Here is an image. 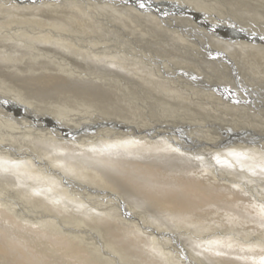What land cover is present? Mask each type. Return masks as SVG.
Masks as SVG:
<instances>
[{"label":"bare ground","instance_id":"1","mask_svg":"<svg viewBox=\"0 0 264 264\" xmlns=\"http://www.w3.org/2000/svg\"><path fill=\"white\" fill-rule=\"evenodd\" d=\"M69 1H71L70 4L66 0H32L28 3L17 4L12 0H0V171L5 170L6 174L2 178L0 176V245L12 256V258L10 255H8L9 258H2L3 262L5 264H151L141 256H136L139 253L137 245L142 244L144 247L151 248L150 244L145 242L147 236L141 232L145 229V232L158 237L159 241L162 236L170 237L171 239L168 240L174 249L181 250L183 257L188 258L187 261L192 264H204L200 253L192 251L193 255L189 248L187 249L191 242L195 244L199 242L197 238H205L214 243V240L225 241L234 243L233 246L236 245L232 250H227L229 253H235V256L228 253H226L228 255L220 256L222 264H264V249L256 251L258 245L264 248V204L253 201L250 197L253 196L264 202V189L259 190L254 184L241 183L231 178L230 182L226 179L222 182L214 177L218 167L211 169L205 167L202 171L197 166L198 164H193L194 159L190 155V153L204 151L216 158L212 161L213 159H207V155L198 154L201 158L204 157V160L209 161L211 163L209 165L212 166L216 164L215 161L219 163V161H229L233 158L240 159L238 163L248 165L254 161V164L262 167L254 173H258L260 180H264V141L260 140L264 139V135L252 129L258 126L253 125L248 131L257 135L258 138L261 137L258 134L263 136L260 139L254 137L249 140L256 141L260 147L250 150L238 149L244 153L235 150L236 148H229V150L224 148L221 151L212 148L208 152L200 144L201 141L196 142L187 135L185 128L175 126L177 121L158 119L169 117V119L181 118L183 120L189 117L191 121H204L201 116H209L206 115L209 109L207 112L204 111L205 113L202 112L200 104L196 103L198 97H192L195 92L194 88L198 87L200 89L207 87L212 92H219L227 97L239 91L261 102L264 92L259 89L263 90V85L250 80L251 78L248 79L246 75H244L245 78L241 76L239 68V65L244 64L243 66L246 65L250 70L254 59H249L248 56L243 57L240 53L234 56L233 51L227 49L226 45L229 42L224 45L219 41L221 39L218 36L219 33H227L235 37L234 39L238 42H244L239 39L254 40L253 43L259 40V44L260 41L264 42V34H261L264 32L254 31L256 30L254 28L264 30V0ZM63 4L74 6L70 9L67 7L61 9ZM128 4L132 6L131 9ZM219 4L234 7L235 14L222 18L211 13V10H216ZM130 10H135L136 15L139 13L141 15L135 16V13ZM155 20H159L166 26L175 27L177 34L197 44L196 47L206 53V58H211L221 65L222 62L229 65L233 71L230 73V78L233 79L234 76L235 84H231L230 88L221 84L220 86L211 84V78L204 75L205 73H200L193 60L192 65L187 64L186 60L189 59L187 53L190 51L185 54V48L182 51L180 41H177L178 44L174 47L173 43L169 44L166 40L168 36L163 30L158 32L152 28L156 23ZM216 20L233 25L227 28L219 27L225 29L222 32L216 28L218 27ZM209 24H212V29L208 30L206 27L208 28ZM100 28L113 30L111 33L117 34V39L111 37L110 34L108 38L105 37L107 35L100 32ZM251 35L257 37H251V39L249 37ZM158 45L172 46L177 49V52L154 50ZM122 53L139 59L125 56ZM184 55L188 59L180 58V60L179 56L185 58ZM236 56L241 57V61L236 59ZM246 60L251 62H246ZM118 95H121L123 99L121 100ZM220 102L222 103L221 100ZM60 106L63 107V111L57 108ZM84 111L93 113L92 116H88L91 122L114 123V126L122 127L118 129L124 134L137 138L109 141V136H120L116 135L118 131L105 133V130L101 128L99 133L107 134V136L100 137V141L97 140L99 135L93 134L91 142L93 144L90 146L57 137V140H52L46 135H41L47 138L46 141V139L37 138L40 132L35 130H28V132L33 131L36 135H25L22 134L24 132L13 131L12 121L15 119L31 122L32 124L28 125L31 128L33 125L34 127L43 124L51 125V122L56 119L63 118L62 120L79 122L78 126H81L79 135L89 134L94 129L87 125L89 120H85L84 117L88 113ZM151 117H156L158 120H151ZM53 118L56 119L53 120ZM251 119L254 120V118ZM140 120L145 125L139 124ZM18 128L21 130L25 127ZM246 128L243 131L246 132ZM83 136L90 135H82L81 138ZM172 140L185 145H189L190 141L194 143L190 144L189 149L186 150L175 143L171 145ZM102 141H105V144L101 143ZM99 145L108 146L103 149L94 147ZM110 152L113 154H109ZM28 164L32 165L30 174L32 171V175H36V179L40 181L49 180L47 177L50 176L59 179L63 185L59 183L62 186L61 190L54 189V186L44 188L33 180H28L22 174L28 171ZM221 175H227V173L222 172ZM15 180L19 184L26 182L32 183L33 186L39 185V188H42L39 192L42 193L37 197L38 200L27 199L24 196L26 193L24 190L22 194L19 193L20 188L15 189L14 186ZM128 183L133 188H123V185L128 186ZM65 189L71 194L85 192L86 195L95 196L97 199L122 205L124 209L122 213H125L127 220L134 221L135 225L125 223L124 219L117 222L108 221L103 215L94 216L86 209L68 208V206L65 208L62 205H71L69 201L64 203L59 197L50 193L53 190L63 194L66 192ZM43 198L50 200L48 205L51 208L57 206L62 214L73 218H70L71 221L68 219L64 224L57 220L68 233L78 232L93 237L99 234L100 239L104 240V243L97 241L101 250L91 242L84 244L79 240V242L74 240L72 235L55 226L49 229L46 224L45 226L40 223L31 225L26 223L25 219L18 220L22 218V215L31 216L30 211L36 215H46V212L37 206L46 203L47 200L43 202ZM124 199H128L133 205L150 202L152 206L169 212L168 216L179 220L183 226L177 227L172 234L166 229H170L167 227L169 225L167 222L165 227H161L153 224L154 222L144 221V214L128 207L129 204L124 202ZM143 209L150 216L152 211H147L148 208L145 209V207ZM203 211L204 213L213 212L210 215L206 214L209 215L207 218L215 217L216 220H221L218 218L227 217V221L223 220L226 225L221 227L217 232L218 235L196 236L191 234L188 236L190 233L187 234V230H192V223L196 218L206 219L205 215H202ZM154 216L160 219H154L152 216L154 221L159 220L162 224L165 222L161 219L162 217H159L162 215L156 213ZM81 218L86 223H80ZM74 220L80 225L71 226L72 228L65 227ZM210 220L212 222V219ZM200 221L196 224L199 225L202 222ZM239 221L247 222L248 225L247 223L246 225L250 230H237ZM207 222L210 223L209 219ZM219 223H222V220ZM242 225H244L243 222ZM226 226L232 228L233 231ZM16 230L24 236L21 240L16 239L17 246L14 242H10ZM176 233L179 234L178 238L175 236ZM110 234H112L113 246L108 244L111 240L107 239ZM224 234L231 237H224ZM203 244L204 248L201 247L203 249L206 246L213 248L211 251L214 249L225 251L226 245L218 248V245ZM107 245L113 248L120 246L121 251L129 258L123 260L110 256L111 254L105 250H109ZM155 249L149 250L151 252ZM149 256L155 258L152 259L155 264H164L157 256ZM206 264L220 263H210V261L207 263L206 261Z\"/></svg>","mask_w":264,"mask_h":264},{"label":"rangeland","instance_id":"2","mask_svg":"<svg viewBox=\"0 0 264 264\" xmlns=\"http://www.w3.org/2000/svg\"><path fill=\"white\" fill-rule=\"evenodd\" d=\"M66 2H68L69 4L71 3V1H69V0H66ZM128 5H130V4H128ZM72 6H74L73 4H72ZM72 6H64V4L61 6V9H66V7L68 8V9H70V7H72ZM122 6V5H121ZM131 6V5H130ZM130 6H128V7H130ZM223 6V7H222ZM123 7H125V5H123ZM132 8V6L129 8V9H131ZM133 8H135V9H138V8H136V7H133ZM226 8V9H225ZM234 7H232V6H228V4L227 5H221V4H219L218 5V7H217V9L216 10H211V13H214L215 15H217V16H221L222 18H225V17H229V15H231V14H235V12H234ZM130 11H133V10H130ZM142 11V10H141ZM213 11H215V12H213ZM218 11V12H217ZM133 13H135V10L133 11ZM137 13V12H136ZM136 13H135V16H138L139 14H137L136 15ZM142 13V12H141ZM264 13V12H263ZM141 15V14H140ZM127 16H129V14H127ZM131 16V15H130ZM178 17H181V16H178ZM176 20H177V18H176ZM217 21V24L216 25H218V27H216V28H218V29H220L221 27L222 28H227V27H232V25L233 24H229V23H227V24H224L223 22H218V20H216ZM154 22H156L155 24H154V26L152 27L153 29H155V30H158V32L161 30H163V32L164 33H166L167 34V36H168V39H166L167 41H168V43L170 44V43H173V45H174V47H176L175 45L176 44H178V42L177 41H180V47L182 48V51L184 50V48H185V54L188 52V51H190L189 53H187L188 55V57H189V59L188 58H186V56H185V58L183 57V56H179V59L181 58V59H184V60H186V59H188V60H186L187 61V64L188 65H192V60L195 62V64H196V68H199V71H200V73H202V74H204V75H206L207 77H210L211 78V81H212V83L211 84H215L214 86H220V84L223 86L224 85V87H227V88H230V85L231 84H235L234 82V76H233V79L232 78H230V73H232L233 71H232V69L229 67V65H227L225 62H222L223 64L221 65V63H218V62H214L211 58H206V53H204V52H202L201 51V49L199 48H197L196 46H197V44H195L194 42H192V41H190V40H188L187 38H184L183 36H181V35H179V34H177V32H176V29H175V27H173V26H171V25H169V26H166L164 23H162V22H160L159 20L158 21H154ZM129 23V22H128ZM191 24H192V22H191ZM227 25V26H226ZM157 26V27H156ZM161 26L163 27V28H161ZM132 27L134 28V26L132 25ZM220 27V28H219ZM168 29V30H167ZM206 29H212V24H209V26H208V28L206 27ZM254 29H256V30H254L255 32H259L260 33V31L262 30L263 32H264V30H263V28H261V29H258L257 30V28H254ZM222 32H224L223 30H225V29H220ZM113 30H111V29H105V28H100V32H102L104 35H107V36H105V37H109L108 36V34H110L111 35V37H113V38H115V39H117V34H112L111 32H112ZM261 31V32H262ZM156 33H157V31H156ZM261 34H264V33H261ZM178 35V36H177ZM206 36V35H205ZM218 36V35H217ZM207 37V36H206ZM218 37H220V39L221 40H219L221 43H223L224 45L226 44V42H229V44H227L226 46H227V49H229L230 51L232 50L233 51V54H234V56H235V54H237V53H240L243 57H249V59H254L253 61L255 62H251V61H248V60H246V62H251V65H252V67H250V70H249V68L247 69V68H245V66H243L244 64H242V62H241V64H242V66L244 67H242L241 65H239V68H240V72H241V76H243L244 78H245V76L244 75H246V77L248 78V79H250V80H253V81H257V83H260V84H262L263 85V87H264V42H261L260 41V44L258 43L259 42V40H257L255 43H253L254 42V40H251V41H245V40H243V39H239V41H244V42H238V41H236L230 34H227V33H224V34H221V33H219V36ZM250 38L251 37H257V36H254V35H251V36H249ZM223 38V39H222ZM232 38V39H231ZM233 39H234V41H235V44H234V42H233ZM252 39V38H251ZM176 40V41H175ZM222 40H224V41H222ZM230 40V41H229ZM190 41V42H189ZM232 43H233V45H232ZM237 43H239L238 44V46H237ZM257 46H256V45ZM262 44V45H261ZM189 45H192V46H189ZM195 45V46H194ZM247 48H246V47ZM263 46V47H262ZM259 47V48H258ZM161 48V49H160ZM192 48V49H191ZM240 49H241V51H240ZM244 49V50H243ZM249 49H251V50H249ZM154 50H157V51H163V50H165V51H168V52H170V53H176L177 52V49H174L172 46H160V45H158L156 48H154ZM237 50H238V52H237ZM248 50V51H247ZM243 51V52H242ZM244 51H245V53H244ZM249 52V53H248ZM122 54H125V56H129V57H133L134 59H139V58H137V57H134L133 55H128L127 53H122ZM127 54V55H126ZM161 54V53H160ZM197 54H199V55H197ZM201 54H202V56L204 57H202L201 56ZM191 55V56H190ZM254 55V56H253ZM260 55V56H259ZM262 55V56H261ZM254 57V58H253ZM256 57V58H255ZM236 59H238V60H240L241 59V57L239 58L238 56H236L235 57ZM142 59V58H141ZM180 59V60H181ZM211 59V60H210ZM260 59V60H259ZM209 60V61H208ZM189 61V62H188ZM241 61V60H240ZM257 62L259 63V64H257ZM238 64V63H237ZM194 65V64H193ZM198 65V66H197ZM263 66L262 68H259L260 66ZM185 66V65H184ZM259 66V67H258ZM241 67H242V69H241ZM253 68V69H252ZM247 69V70H246ZM260 71V72H259ZM226 72V73H225ZM252 72V73H254V74H250V73ZM243 74V75H242ZM250 74V75H249ZM239 75V74H238ZM247 75H249V76H247ZM229 76V77H228ZM251 76H253L254 77V79H253V77H251ZM239 77H240V75H239ZM209 78V79H210ZM261 78V79H260ZM240 79H241V77H240ZM215 82H214V81ZM243 81H247V80H244L243 79ZM262 81V82H261ZM214 82V83H213ZM241 82H242V79H241ZM217 84V85H216ZM219 84V85H218ZM192 88H194V87H192ZM198 89L200 90V91H198ZM206 89V90H205ZM194 90H195V92H193V94H192V97H198V101L196 102V103H198V104H200V107H201V111L202 112H204V111H206L207 112V110H208V112L206 113V115H209V116H201L202 117V119H204V121L202 120V121H196V120H193V121H191V119L188 117V118H186V119H176V118H171V119H169V117L167 118V117H160V118H158L157 116V118L158 119H162V120H169V121H177L176 123H175V126H180V127H183V128H185L184 129V131H186V133H187V135H189V137L190 138H193L194 140H196V142H200V144L202 145V142H203V139H204V141H207V142H216V141H218V140H220V138H223V137H225V136H227L230 132H233L234 134H238V133H243V134H245L243 137L245 138V139H247V141H249V140H251V139H253L254 137H257L258 138V136L257 135H255L254 133H250L249 131L251 130V128L253 127V125L255 126H258V128H252L253 130H255V131H257V132H259L260 134H263L264 135V97H262V99H261V102H259V101H257V100H255V99H253V98H251V97H249V96H247V95H245L243 92L241 93V92H239V91H236V94H234L233 96H231V97H227V96H225L224 94H221V93H219V92H212V90H210L209 88H207V87H203V88H194ZM208 90V91H207ZM259 90H261V91H263L264 92V89L262 90L261 88L259 89ZM197 95H196V94ZM201 93V94H200ZM199 94V95H198ZM201 95V96H200ZM119 96V98L122 100L123 99V97L121 96V95H118ZM121 96V97H120ZM226 97V98H225ZM190 98V97H189ZM213 98V99H212ZM229 98H231V100H228ZM92 100V99H91ZM211 100L213 101V102H211ZM220 100L222 101V103H224V105H222V103L220 102ZM208 101L211 103H208ZM203 102H204V105H203ZM217 104V105H214V104ZM220 103V104H219ZM230 103V104H229ZM232 103V104H231ZM68 104V103H67ZM70 104V103H69ZM132 105H135L134 103H131ZM210 104V105H209ZM220 106H219V105ZM228 104V105H227ZM71 105V104H70ZM222 105V106H221ZM230 105H232V106H230ZM130 106V105H129ZM137 106H138V104H137ZM204 106V107H203ZM218 106H219V109H218ZM224 106V107H223ZM230 106V107H229ZM203 107V108H202ZM59 110L61 109V111H63L64 109H63V107H57ZM57 108H55V109H57ZM198 108V107H197ZM223 108V109H222ZM230 108V109H229ZM233 108V109H232ZM257 108V109H256ZM57 109V110H58ZM216 110V111H215ZM92 111V110H91ZM91 111H84L86 114L88 113V115H86L85 117H84V119L85 120H89V117L88 116H92V114L93 113H90ZM233 111V112H232ZM258 111V112H257ZM84 112H81V113H84ZM96 113H98V112H96ZM137 113H139V112H137ZM205 113V112H204ZM257 113V114H256ZM142 115H143V113H142ZM70 116V115H69ZM210 116H212V117H210ZM71 117V116H70ZM156 117H151L150 119L152 120H158ZM216 117V118H215ZM247 117H249V118H247ZM144 118H145V116H144ZM251 118H254V120L253 119H251ZM54 119H56V118H53V120ZM63 119V118H62ZM62 119H56V121H61L62 122V124H66V125H69V124H76V125H79V122H77V121H71V120H67V119H65V120H62ZM69 119V118H68ZM146 119V118H145ZM188 119V120H187ZM206 119V120H205ZM208 119H209V121H208ZM212 119V121H210ZM19 120V119H18ZM66 121V122H65ZM185 121V122H184ZM142 120H140V121H138V123L139 124H143V125H145V123L143 122ZM145 122L147 123V121L145 120ZM233 122H234V124H233ZM31 122H29V121H24V120H21V121H16V119L14 120V121H12V124L14 125V128H13V131L14 132H24V133H22V134H25V135H35L34 134V132L33 131H30V132H28V130H35L36 132H38V131H40L39 130V127H43V126H46V127H48V128H51V126L49 125V124H43V125H40L39 127H34V125L33 126H31V128L29 127L31 124H30ZM208 123V124H207ZM218 123V124H217ZM29 125V126H28ZM252 125V126H251ZM246 126H248V128H246ZM18 127H25L24 129L25 130H27V131H25L24 129H21V130H19V128ZM81 127V126H80ZM200 127V128H199ZM29 128V129H28ZM202 128V129H201ZM232 128H234V129H232ZM239 128V129H238ZM247 129V133L245 132V131H243V129ZM187 129V130H186ZM198 129V130H197ZM213 129V130H212ZM230 130V131H229ZM249 130V131H248ZM118 131V132H117ZM116 132H117V134L116 135H120V136H117V137H115V136H109V141H112V140H129V139H133L134 137H132V135H130V134H124L123 132H122V130H119V129H116ZM32 133V134H31ZM19 134V133H18ZM260 134H258L259 136H261V137H263L262 135H260ZM49 139H52V140H57L56 139V136H53V135H51V136H49V135H47V134H45ZM99 135V137L97 138V140L100 138V137H103V136H107V134H98ZM200 135V136H199ZM193 136V137H192ZM53 137H55V138H53ZM202 137V138H201ZM261 137H259L258 139H260ZM37 138H41V139H46V141H47V138L44 136V137H42V136H40V137H37ZM58 138V137H57ZM135 138H137V137H135ZM242 138V137H241ZM112 139V140H111ZM100 141H101V139H99ZM261 141H264V139H260ZM96 141V140H95ZM105 141H102L101 143H103V144H105L104 143ZM170 142V141H169ZM170 143H172L171 145H174V143L173 142H170ZM90 144H93V143H89V145ZM51 145H53L52 143H51ZM108 145H99V146H94V147H97L98 149H103V148H105V147H107ZM202 146H204V145H202ZM116 147H118V146H116ZM179 147V146H178ZM109 148H111V146H109ZM203 148V147H202ZM226 148V150L228 149L229 150V148L230 149H234V148H236L235 150H238V149H244V150H250V149H253L252 148V146H250L249 144H242L241 145V147H236L235 145H230V146H227V147H225ZM199 149H201V148H199ZM207 150L208 152L209 151H211L212 150V148L211 147H208L207 145L206 146H204V150ZM240 153H244L243 151H241V150H238ZM256 152H258V151H256ZM109 154H113V152H110ZM189 154V153H188ZM198 154H200L201 156H204V155H207L206 157H207V159H213L212 161H214L216 158H214V156H211L210 154H208V153H205L204 151L203 152H200V153H190V155H192V157L191 158H193L194 160H193V164H195V165H197V166H199V169L200 170H202L203 171V169L206 167H208V168H214L215 166H216V168H217V172H216V176H214V177H216L218 180H220V181H222L223 182V180H228L229 182H230V180L231 179H234L235 181H240L241 183H248V184H254L255 186H257L258 188H259V190H263L264 189V180H260V175L258 174V173H254V172H256L258 169H261L262 167H260V166H258V165H256V164H254L255 162L254 161H252L253 163H250V165H248L247 163H241V162H237V161H239L238 160V158H233V160L231 159V160H227V161H225V160H222L221 162L219 161V163H217V161H215V163L216 164H213L214 166H212V165H209V164H211L209 161H207V160H204V157L203 158H201L200 157V155H198ZM195 155V156H194ZM196 157V158H195ZM213 157V158H212ZM227 164L228 163V165H225V164ZM232 163V164H231ZM237 163V164H236ZM30 164V163H29ZM28 164V165H29ZM234 164V165H233ZM243 164V165H242ZM231 165V166H230ZM242 165V166H241ZM32 165H29V167L27 168L28 169V171H26V173H22V174H24L25 175V177L29 180H33L34 182H36L37 184H39L41 187H44V188H50V186H54V189H59V190H61V188H62V183L60 182V180L59 179H57L56 177H47L49 180H46L45 179V181L43 182V181H40L39 179H36V175H32V171H31V174H30V170H32V167H31ZM196 166V167H197ZM241 167V168H240ZM260 167V168H259ZM215 168V169H216ZM254 168V169H253ZM257 168V169H256ZM219 170V171H218ZM221 170V171H220ZM23 171V170H22ZM205 171V170H204ZM227 173V175H221V173ZM253 172V173H252ZM251 175H250V174ZM231 174V175H230ZM257 174V175H256ZM4 175H6L5 174V170H1L0 171V176H1V178H2V176L4 177ZM14 176H16V174H13ZM31 176V177H30ZM252 176H254L253 178H252ZM231 178V179H230ZM243 179V180H242ZM252 179V180H251ZM259 180V181H258ZM51 181H52V183H51ZM54 182V183H53ZM49 183V184H48ZM59 183L62 185V186H60L59 185ZM39 185L38 186H33L32 185V183H23V184H19L18 182H17V180H15L14 181V186H15V189H19L20 188V191H18L19 193H21L22 194V191L24 190V191H26V193H28V195H26V193H24V196L28 199H35V200H38V196L42 193H40L39 191H41L42 190V188H39ZM123 185V184H122ZM125 185V186H124ZM123 185V188L124 187H127V188H133L132 187V185L130 184V183H128V186H127V184H124ZM47 186V187H46ZM35 187V188H34ZM38 187V188H37ZM65 187V186H64ZM66 190V189H65ZM136 190V189H135ZM16 191V190H15ZM264 191V190H263ZM50 193H52L53 195H55V196H57V197H59L61 200H63L64 201V203L65 202H68L69 204H71V205H62V206H64L65 208H67V206H68V208L69 207H77V208H79V209H86L87 211H89V212H91V213H93V215L94 216H104V217H106L107 218V220L109 221H118V220H122V219H124L125 220V223H127V224H129V225H132V224H134L135 225V222L134 221H129V220H127L126 219V217H125V213H122L123 211H124V209H123V207H122V205L120 206V205H115V204H113V203H111V202H109V201H103V200H101V199H97L95 196H91V195H86L85 194V192H82V193H74V194H71V193H69V191L68 190H66V192H64L63 194L62 193H58V192H56V191H53V190H51L50 191ZM35 194H38V195H35ZM76 194V195H75ZM77 194H80L81 196H79V195H77ZM32 195V196H31ZM63 195H65V196H63ZM136 195H137V193H136ZM31 196V197H30ZM64 197H66L65 199H64ZM122 197V196H121ZM251 198H252V200L254 201H257V202H260V203H263L264 204V202H262V201H259V200H257V199H255L253 196H250ZM31 199V200H32ZM145 199V198H144ZM35 200H33V201H35ZM44 200H47V198L45 199V198H43V202H44ZM71 200V201H70ZM40 201V200H39ZM88 201V202H87ZM42 202V203H43ZM82 202V203H81ZM124 202H126V203H128L129 205H127L128 207H131V208H133L136 212H141V214H144V216H143V220L145 221H147V222H154L153 224H155V225H158V226H163V227H165V223L167 222L169 225L167 226V227H170V229H168V228H166L167 230H169L170 232H172V234H173V232H175V229L177 230V227H180V226H183V225H181L182 223L179 221V220H177V219H175L174 217L171 219L168 215V213L169 212H165V210L163 211V210H161V209H159L157 206H152V204L150 203V202H145V203H143V204H137V205H133L132 203H131V201H129L128 199H124ZM50 203V200L48 201H46V203L44 204H42V205H37L39 208H41L43 211H45L46 212V215H44V216H40V215H36V214H34L32 211H30V213L32 214L31 216L30 215H22L21 217L22 218H19L18 220L19 221H21L20 219H25V221H26V223H29V224H31V225H35V224H38V223H40V224H42L43 226H45V224H46V226L48 225V227H49V229H51L52 227H56V228H58V229H63L62 227H61V225L59 224V222H57V220H59L60 221V223L62 224H64V222H67L68 221V219H69V221H71V219H73L72 217H69V216H66V215H64V214H62L60 211L61 210H59V209H57L58 207L57 206H54L53 208H51V206H49L48 204ZM137 203H139V202H137ZM220 204L222 203L221 201L219 202ZM238 203H240V202H238ZM238 203L236 204V205H238ZM89 204H91V205H89ZM147 204V205H146ZM89 207V208H88ZM145 207V209H147V211H152L151 212V214H150V216H148L146 213L147 212H145V210L143 209ZM154 207V208H153ZM155 208H157L156 210H155ZM47 209V210H46ZM90 209H92V211H90ZM143 209V210H142ZM159 209V210H158ZM56 210V211H55ZM155 210V211H154ZM53 211V212H52ZM212 211V210H211ZM211 211H209L208 213H204V211H203V213H202V215H205L204 216V218L206 217V219H203L202 220V218L201 217H199L200 219H195L194 221H193V223H197V221H200L201 223H199V225H195V224H193L192 223V230H190V229H188L187 231V234L188 233H190V234H188V236H191V234H194V235H196V236H201V235H206V234H213V235H218L219 233H217L218 231H220V229H221V227L222 226H224V225H226V224H224L223 223V220L225 221L226 219H227V217H225V218H218V219H221L222 220V223H223V225H222V223H219V221L221 222V220H216L217 218H215V217H211V218H207V216H209L211 213L213 214V212H211ZM57 212V213H56ZM63 215V217H62V215ZM159 214V215H162V216H159V217H162L161 219H164V223L162 224V223H160V219L158 220V222H156V221H154V219H157V218H155V216H154V214ZM166 213V214H165ZM216 213V211L214 210V214ZM206 214H209V215H206ZM222 215H224L223 213H222ZM152 216L154 217V219H152ZM55 217L57 218V219H55ZM172 217V216H171ZM203 217V216H202ZM64 218V219H63ZM71 218V219H70ZM76 217H74V219H75ZM213 218H215V219H213ZM240 218V217H239ZM76 219H78V218H76ZM208 219H209V224H210V226L212 227V229H210L211 227L209 226V224H208V222L206 223V221H208ZM210 219H212V222H211V220ZM65 220V221H64ZM140 220H142V219H140ZM150 220V221H149ZM216 220V221H215ZM80 223H86V222H84V219L83 218H81L80 219ZM127 221V222H126ZM214 221V222H213ZM227 221V220H226ZM48 222H49V224H48ZM52 222V223H51ZM178 222V223H177ZM218 222V223H217ZM242 222H243V224L244 225H242ZM80 223L77 221H73V223H69L68 224V226H65L66 228H72L71 226H77V225H80ZM112 223V222H111ZM215 223V224H214ZM238 223V222H237ZM247 223V222H246ZM246 223H244V221H239V226H237L236 228H237V230H239V231H249L250 230V228L249 227H247V225H248V223H247V225H246ZM162 224V225H161ZM205 224V225H204ZM212 224V225H211ZM216 224H218V225H216ZM236 224V223H235ZM149 225H151V224H149ZM216 225V226H215ZM238 225V224H237ZM151 226H153V225H151ZM198 226V227H197ZM202 226L204 227V228H202ZM218 226V227H217ZM245 226V227H244ZM13 227H15V226H13ZM154 227V226H153ZM216 227V228H215ZM226 227H228V226H226ZM91 228V227H90ZM155 228V227H154ZM182 228V227H181ZM196 230H195V229ZM208 230H207V229ZM214 228V229H213ZM228 228H230V227H228ZM236 228H235V230H236ZM243 228H246L245 230L243 229ZM94 229H96L97 230V228H94ZM142 229V228H141ZM156 229H158V228H156ZM232 228H230V230H231ZM243 229V230H242ZM247 229H249V230H247ZM204 230V231H203ZM212 230V231H211ZM18 230H16L15 232H13L14 234H13V236H14V238H12V240L10 241V242H14V244H16V246L18 245V243L16 242L17 240H21L22 238H24V236H22V234H20V232L18 231ZM63 231H66L65 229H63ZM144 231V232H143ZM232 231H233V229H232ZM57 232H58V230H57ZM67 232V231H66ZM141 232L144 234V235H146L147 236V239H146V243H149L150 244V247L151 248H148V247H144V245H142V244H140V246L139 245H137V247H138V249H139V253L138 254H136V256L138 255V256H141V258L142 259H146L147 260V263L150 261V263L151 264H155V261H153L152 259H155V258H152V257H150L149 255H153L154 257L155 256H157L159 259H161L162 260V262L161 263H164V264H185V263H187V264H192L190 261H187V259L188 258H186L185 259V257H183V255L184 254H182L181 253V250H177V249H174V246L172 245V243L168 240V239H171L170 237H166V236H162V237H160L161 238V242L159 241V239H158V237H156L155 235H150L149 233H147V232H145V229H142L141 230ZM177 232V231H176ZM212 232H214V233H212ZM252 232V231H251ZM58 233H60V232H58ZM68 233V232H67ZM77 233V234H76ZM76 233H74V234H71V233H68L69 235H72V237L74 238V240H79L80 242H82V243H87V242H91L94 246H96L98 249H100L101 250V247H100V245L97 243V241L98 240H100V241H102V243H104V240H103V238H101L100 239V236H99V234L98 235H95V237H93L92 235H89V234H87V235H85V234H81V233H78V232H76ZM28 234H30V233H28ZM125 234H127L126 232H125ZM112 234H110L109 236L111 237H109V236H107V237H109V238H107L108 240L109 239H111V240H107L108 241V244L109 245H111V246H113V244H112V236H111ZM228 234H224L223 236L224 237H231V236H227ZM12 236V237H13ZM22 236V237H21ZM77 236V237H76ZM104 236V235H103ZM127 236H128V234H127ZM151 236V237H150ZM175 236H177V238L179 237V234L178 233H176L175 234ZM222 236V235H221ZM119 237V236H118ZM263 237V236H262ZM151 238V239H150ZM17 239V240H16ZM86 239V240H85ZM198 240H199V242L198 243H190L188 246H187V249L189 248V251H191V253L193 254V252L192 251H194V252H198V254L200 253V255H201V258H202V261L204 262V264H206V261H207V263H209V261H210V263H220V264H222V262L220 261L221 260V257L220 256H223V254H225V255H228V254H232V256H235L234 254L235 253H229V252H227V250H232V248H234L235 246H233L234 245V243H227V242H225V241H223V242H218L217 240H214L215 241V243L213 242V241H208V240H206L205 238H197ZM78 241V242H79ZM190 241V240H189ZM220 241V240H219ZM213 242V243H212ZM95 243V244H94ZM154 245H153V244ZM164 243V244H163ZM185 244L187 243V242H184ZM203 243H210V244H212V245H218V248L220 247V246H225V251H221V250H217V249H214L213 251H211L213 248H210V247H206L205 246V249H203L204 247V244ZM217 243V244H216ZM227 243V244H226ZM115 244V243H114ZM99 245V246H98ZM106 244H104V246H105ZM109 245H107L108 246V249L110 250H107V249H105L106 251H107V253H109V254H111L110 256H116L117 258H119V259H123V260H125V258H129V256L127 255V254H124V252L123 251H121V249L119 248L120 246H117V247H111V246H109ZM202 245V246H201ZM231 246V248H230V246ZM107 246H106V248H107ZM186 246V245H185ZM209 246H211V245H209ZM256 246V245H255ZM0 247H2L1 245H0ZM9 247V246H8ZM95 247V248H96ZM110 247V248H109ZM154 247H156V249L154 248ZM200 249H199V248ZM201 247H203V248H201ZM213 247V246H212ZM258 247V249L256 250V251H259V250H261V249H264L261 245H258L257 246ZM118 248V249H117ZM198 248V249H197ZM116 249V250H115ZM149 249H155L154 251H151L150 252V250ZM209 249V250H208ZM208 250V251H207ZM105 251V252H106ZM113 251V252H112ZM144 251V252H143ZM202 251V252H201ZM217 251V252H216ZM15 252V251H14ZM123 252V253H122ZM138 252V251H137ZM222 253V254H220V253ZM2 253V254H1ZM5 253H7L6 255H5ZM158 253V254H157ZM226 253H228V254H226ZM134 254V253H133ZM197 254V253H196ZM8 255H10L11 256V253L10 252H8L4 247H2L1 248V251H0V264H5L3 261L4 260H2V258L4 259L5 257H7V258H9L8 257ZM118 255V256H117ZM181 255H182V257H181ZM194 255V254H193ZM212 255V256H211ZM14 256V255H13ZM126 256V257H125ZM196 256V255H195ZM199 256V255H198ZM134 257V256H133ZM150 257V258H149ZM10 258H12V256L10 257ZM150 259V260H149ZM218 261H217V260ZM152 260V261H151ZM209 260V261H208ZM181 261H182V263H181ZM201 261V260H200ZM10 263H12L11 261H10Z\"/></svg>","mask_w":264,"mask_h":264},{"label":"water","instance_id":"3","mask_svg":"<svg viewBox=\"0 0 264 264\" xmlns=\"http://www.w3.org/2000/svg\"><path fill=\"white\" fill-rule=\"evenodd\" d=\"M6 1V0H5ZM13 2L17 3V4H22V3H28L32 0H12ZM39 1V0H38ZM43 117L45 115H42ZM47 116H45L46 118ZM89 123H87L88 126L93 127V131H91L89 134L83 133L82 135H90V136H83L81 138L82 135H79L80 132V126L76 125V124H62L61 121H53L51 122V128H48L46 126L43 127H39L38 132H40V136L41 135H53L56 136L60 139L63 140H67V141H73L75 143L81 142V144H86L89 145V143L92 142V138H93V134H100L99 130L101 128H103L105 131V133L107 132H114L116 131V129L118 128H122V127H117L114 126V123H110V124H102L101 122H91L90 120L88 121ZM106 126V127H103ZM36 135V134H35ZM245 134L243 133H238V134H234L233 132H230L227 136L220 138V140L216 141V142H207V141H203L202 145L206 146L208 145V147L214 148L216 151H221L222 149H224L226 147L227 144L230 145H235L236 147H241L242 144H249L250 146H252L253 149H256V147H260L256 141H247L243 136ZM39 136V137H40ZM44 137V136H42ZM242 137V138H241ZM90 138V139H89ZM90 141V142H89ZM173 143L183 147L184 149H189V145L194 143V141H190L189 145H185V144H180L174 140H172ZM187 144V143H186ZM91 146V145H90Z\"/></svg>","mask_w":264,"mask_h":264}]
</instances>
